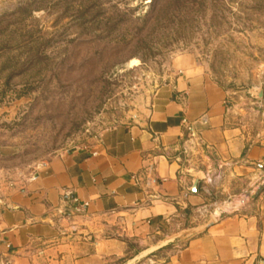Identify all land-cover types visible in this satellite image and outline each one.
I'll list each match as a JSON object with an SVG mask.
<instances>
[{
    "label": "rangeland",
    "instance_id": "obj_1",
    "mask_svg": "<svg viewBox=\"0 0 264 264\" xmlns=\"http://www.w3.org/2000/svg\"><path fill=\"white\" fill-rule=\"evenodd\" d=\"M183 56L240 116L262 117L264 0H0V216L38 166L122 135L181 74ZM205 181L199 220L245 199L239 184ZM182 244L136 264H158Z\"/></svg>",
    "mask_w": 264,
    "mask_h": 264
},
{
    "label": "crops",
    "instance_id": "obj_2",
    "mask_svg": "<svg viewBox=\"0 0 264 264\" xmlns=\"http://www.w3.org/2000/svg\"><path fill=\"white\" fill-rule=\"evenodd\" d=\"M181 61L116 140L59 153L9 193L0 264H136L175 238L183 244L158 264H264V111L249 122L190 57ZM211 177L222 190L239 184L245 199L199 220Z\"/></svg>",
    "mask_w": 264,
    "mask_h": 264
},
{
    "label": "water",
    "instance_id": "obj_3",
    "mask_svg": "<svg viewBox=\"0 0 264 264\" xmlns=\"http://www.w3.org/2000/svg\"><path fill=\"white\" fill-rule=\"evenodd\" d=\"M258 97L261 98L262 97V93L261 91H259L258 93ZM202 176H201V173H194L192 175V186H191V191H195V186H196V183L201 180ZM264 182V179L263 181Z\"/></svg>",
    "mask_w": 264,
    "mask_h": 264
},
{
    "label": "built area",
    "instance_id": "obj_4",
    "mask_svg": "<svg viewBox=\"0 0 264 264\" xmlns=\"http://www.w3.org/2000/svg\"><path fill=\"white\" fill-rule=\"evenodd\" d=\"M182 123L185 126L186 130L190 132L191 131V125L185 119L182 120Z\"/></svg>",
    "mask_w": 264,
    "mask_h": 264
}]
</instances>
